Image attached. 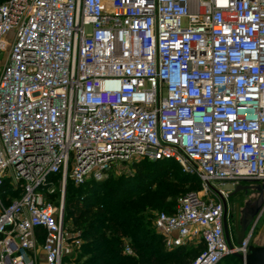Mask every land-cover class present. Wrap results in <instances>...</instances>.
Returning <instances> with one entry per match:
<instances>
[{"label":"built area","instance_id":"obj_1","mask_svg":"<svg viewBox=\"0 0 264 264\" xmlns=\"http://www.w3.org/2000/svg\"><path fill=\"white\" fill-rule=\"evenodd\" d=\"M145 159L202 185L156 214L167 249L247 253L255 225L230 247L223 202L227 184L264 185V0L0 3V264H76L67 181Z\"/></svg>","mask_w":264,"mask_h":264},{"label":"trees","instance_id":"obj_2","mask_svg":"<svg viewBox=\"0 0 264 264\" xmlns=\"http://www.w3.org/2000/svg\"><path fill=\"white\" fill-rule=\"evenodd\" d=\"M170 163L179 165L174 161L145 159L133 163L129 175L116 178L111 175L103 181H87L79 186L67 181L64 224L83 240L88 257L82 264H190L202 249V243L189 242L167 249L154 228V219L147 213L148 209L157 208L174 213L178 191L192 183L187 176L199 182L194 174L158 170L161 164ZM51 179L55 181L57 177ZM168 198L176 200L174 207L168 208ZM150 223L153 228L147 229ZM124 237L130 238L135 257L123 253Z\"/></svg>","mask_w":264,"mask_h":264},{"label":"rangeland","instance_id":"obj_3","mask_svg":"<svg viewBox=\"0 0 264 264\" xmlns=\"http://www.w3.org/2000/svg\"><path fill=\"white\" fill-rule=\"evenodd\" d=\"M138 162H140V161H138ZM138 162H135V163H138ZM161 167L162 168H159L158 170H161V169H172L176 173H179V174H183L185 172L181 165H173V164L170 163V164H161ZM147 169L149 171H151V172L156 171V170H154V169H152L150 167H147ZM130 172H131L130 170L126 171V172L120 171V172L114 173L113 177L116 178V177H119V176H122V175H129ZM186 179L189 182L192 181V183L191 182L189 184L187 183V185L185 186V188L183 190L178 191L177 197H180L181 195H183V194H185V193H187L189 191L198 192V191H200L202 189L201 183L198 182L197 180H193L189 176H187ZM57 182H58L57 180L54 181L53 193H51L49 195L50 196V200L52 201V203L54 205H58L59 204V200H60V188H59ZM250 183H252V182H248V181L247 182H243L244 185L245 184L247 185V184H250ZM190 184H191V186H190ZM193 184H195V185H193ZM225 188L230 189V191L233 189L230 184H227L225 186ZM241 193L242 192H238L235 195L230 196L232 198L231 200L233 201L234 200L233 198H235L236 196H239V194H241ZM168 201H169L168 208H169L170 205H171V208L174 207V205L176 203V200L172 199V198H168ZM63 208H64V197H63ZM160 211H165V210L163 208H157V209H153V210L152 209H148L147 213H148V215H150V217L152 219H154L156 214L158 212H160ZM254 225L255 226H254V230H253V238H252L251 241L254 243V245H263L264 244V209H263V211H262V213L260 215V218L258 219L256 224H254ZM150 227L153 228L152 223H150L149 226H146L147 229L150 228ZM67 228H68V232L70 233V236H72V238L73 237L81 238V237H79L78 233L71 232L70 231L71 229H70L69 226ZM233 228H234V226H233ZM233 228L230 227V236H231V239L235 241L236 236H235V232H234ZM149 235H151V234H149ZM69 241H72V240H69ZM129 241H130V238H128V237H124L123 238V245H122L123 253L126 254V255H132V256L135 257V252L132 249L131 243ZM82 243H83V240L81 238L80 241H79V244H77L76 246L70 247L71 250L69 251V254H70L69 256H70V258H72L74 260V262L76 264H82L85 261V259L88 257V254L86 252L84 253V249H83ZM148 249H150V248H148ZM221 264H242V263L239 260H237L233 255H231V256H228V257L224 258L221 261Z\"/></svg>","mask_w":264,"mask_h":264},{"label":"water","instance_id":"obj_4","mask_svg":"<svg viewBox=\"0 0 264 264\" xmlns=\"http://www.w3.org/2000/svg\"><path fill=\"white\" fill-rule=\"evenodd\" d=\"M254 191L262 195L264 191V185H258L254 183L250 184H238L233 187V189L229 192V196H233L238 192ZM264 209V205H262V201H257L253 205L250 203H246V205L240 209L237 207V217L236 224L234 225L235 232V243L240 244L242 242L243 237L246 234V231L254 225V222L260 216ZM252 224V225H251ZM224 226V234L227 240V243L230 247H232V241L230 236V228L226 221V218L223 220ZM233 256L239 260L242 264H264V244L263 245H254L250 244L248 246V251L245 255L233 253Z\"/></svg>","mask_w":264,"mask_h":264},{"label":"flooded vegetation","instance_id":"obj_5","mask_svg":"<svg viewBox=\"0 0 264 264\" xmlns=\"http://www.w3.org/2000/svg\"><path fill=\"white\" fill-rule=\"evenodd\" d=\"M231 199L232 198L228 196V198L223 202V220L224 218H226L229 228H233V226L236 224L237 207L240 211V209L243 208L246 203H250L251 205H253L257 201H262V205H264V191L262 195H259V193H256L254 191H248L247 193L242 192L241 194H239V196L233 198V201ZM259 218L260 216L254 222V224H256Z\"/></svg>","mask_w":264,"mask_h":264},{"label":"crops","instance_id":"obj_6","mask_svg":"<svg viewBox=\"0 0 264 264\" xmlns=\"http://www.w3.org/2000/svg\"><path fill=\"white\" fill-rule=\"evenodd\" d=\"M252 244H254V243L252 242Z\"/></svg>","mask_w":264,"mask_h":264}]
</instances>
